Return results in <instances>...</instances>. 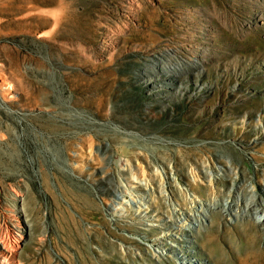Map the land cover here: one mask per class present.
<instances>
[{
    "label": "rangeland",
    "instance_id": "1",
    "mask_svg": "<svg viewBox=\"0 0 264 264\" xmlns=\"http://www.w3.org/2000/svg\"><path fill=\"white\" fill-rule=\"evenodd\" d=\"M147 49L209 62L130 86ZM150 91L170 100L144 115ZM243 202L264 205V0H0V264H216L193 241L219 214L232 260Z\"/></svg>",
    "mask_w": 264,
    "mask_h": 264
},
{
    "label": "bare ground",
    "instance_id": "2",
    "mask_svg": "<svg viewBox=\"0 0 264 264\" xmlns=\"http://www.w3.org/2000/svg\"><path fill=\"white\" fill-rule=\"evenodd\" d=\"M128 3L126 4V3L122 2V4H121L122 9L121 10L126 17H129V16L133 17L134 15H136V14H134L135 9H134L133 5H131L132 3L131 4L130 3L128 4ZM104 19H106V21H107L108 18H104ZM102 28H103V31H107V29H108L106 27V25H104ZM104 33H106V32H103V34ZM108 36L109 35H106V37H108ZM110 39H113V38L110 37L109 41H110ZM109 43H111V42H108L107 44H109ZM178 51H176V53H175L176 54V58H174L175 63H172L171 60L165 59V57H167L166 54H164V53L161 54L160 52L155 53L156 51L153 52L152 49H147L145 51V55H147V58H144V61H146V63L138 62L136 69L135 70L133 69L134 72H132L129 75V78L127 75L126 79H129L130 86H136L137 84L141 85L142 82H146V81H149V80L155 79V78H158V79L164 78L165 80H168L170 82H176V81L182 80L183 78H186L189 74H191L193 72H197V71L201 70L202 66L209 62V60L202 57L200 54H197V55L193 56V58H192L190 53L187 56L182 51H179V52ZM178 55H181L185 59L180 58ZM142 61H143V59H142ZM1 83L6 84L8 88H10V86H11L9 83H7L6 80H1ZM151 88H156V89L169 88V89L173 90V92H175V90L178 89V87H176V86L175 87H169V86H164L161 84L153 85V86H151ZM127 91L129 92V94L131 96H133V97L137 96L135 91H133V90H127ZM145 98L149 102L144 103V105H145L144 109L145 110L144 111L141 110V111L143 113H145L144 115H147L150 112V108H148V107L158 106L159 103H162L163 99H166L167 97L165 94H163L161 92H158L157 94H152V92L150 91V92H147V94L145 95ZM167 99L170 100V97ZM100 110H101V108H100ZM114 113H115V110L112 109V110L108 111V116L109 115L111 116ZM83 148L84 147H81V149H83ZM213 159L221 162V164H223V166L225 168L228 167V164L225 161H223L222 158L218 157L216 159L213 157ZM232 165H233V163H232ZM220 182H224V180L220 179ZM236 183L232 184L235 191L233 189L232 190L228 189V191H227L229 193V195H227V196H228V198H230V202H228L226 204V209L230 210L232 214L235 210L234 209V206H235L234 202L236 201V198H238L236 196H238L237 194H240V190H242V187L244 186V184L241 183L242 187L240 186L241 184H239L238 187H234L236 185ZM119 191H120L119 189H115V194H117V192H119ZM117 196H119V195H117ZM164 204H166V203L158 201V208L162 209ZM242 206H243V210H246V209L247 210L245 211V214H240L239 216H237V217H239V220L236 218V220H238V221H236L233 224L234 230H235L234 232H236V236H237V244L235 245L232 260L231 259L229 260V258H226L225 255L220 253L219 252L220 250L218 251V247L216 246L215 239H216V236L218 235L217 225H218L219 219L222 217V215H220V214L214 215L213 217H211L212 220L210 221V224L208 225V227L205 228L204 231H202L200 229V233H201L200 241L199 240L193 241V243H194L193 247L196 245L201 246L203 249H205V251L207 252L209 257L212 258V261H214L216 264H224L225 263L224 261H227V260L231 261V264H264V238H263L264 237L263 236V231H264V207L263 206L264 205L260 204V202H259V204H255V205L251 206V205L245 204L243 202ZM259 208H262V209L260 210ZM259 211L262 213V214H260L261 215L260 219L259 220L254 219L253 215L254 214L257 215V213ZM202 214L205 218H207L205 213H202ZM233 216H235V215L233 214ZM178 217L180 218L181 216H178ZM174 222L178 223L179 220L176 219V220H174ZM262 228H263V231H262ZM183 229L185 230V227H183ZM129 230H131V229H129ZM186 231H189L190 234L192 236H194V230L192 228H190ZM186 231H183V232H186ZM114 236H116L118 239L124 240L119 234L114 233ZM195 238H196V236H195ZM99 240H101V239H99ZM104 240H105V238H104ZM104 240H103V245L106 244V246H108V248L111 247V248L116 250L115 243H111V242H108L107 240L106 241H104ZM8 242L9 241L6 242L5 239L0 237V244L5 247V250L13 251L12 247L7 245ZM100 243H101L100 245H102V242H100ZM105 247H104V249H106ZM83 250L84 249H82V252H84ZM88 253H89V251H88ZM113 253L110 254V258H106L108 262L112 263L113 258L116 256V254L114 255ZM125 253L129 254L130 253L129 249H126ZM87 256L89 257V255H87ZM87 256H85V257H87Z\"/></svg>",
    "mask_w": 264,
    "mask_h": 264
}]
</instances>
